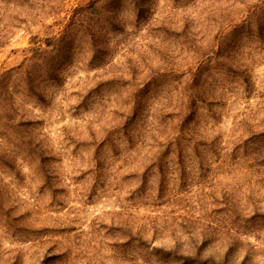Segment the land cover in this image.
<instances>
[{
    "label": "rangeland",
    "instance_id": "1",
    "mask_svg": "<svg viewBox=\"0 0 264 264\" xmlns=\"http://www.w3.org/2000/svg\"><path fill=\"white\" fill-rule=\"evenodd\" d=\"M0 264H264V0H0Z\"/></svg>",
    "mask_w": 264,
    "mask_h": 264
}]
</instances>
